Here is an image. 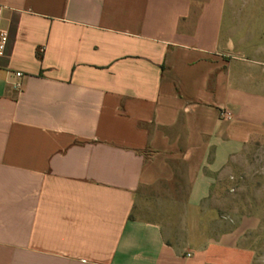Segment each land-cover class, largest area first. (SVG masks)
Listing matches in <instances>:
<instances>
[{
    "label": "crops",
    "instance_id": "obj_1",
    "mask_svg": "<svg viewBox=\"0 0 264 264\" xmlns=\"http://www.w3.org/2000/svg\"><path fill=\"white\" fill-rule=\"evenodd\" d=\"M0 5V264H264V176L248 214L203 219L264 149V28L226 27L234 0Z\"/></svg>",
    "mask_w": 264,
    "mask_h": 264
},
{
    "label": "rangeland",
    "instance_id": "obj_2",
    "mask_svg": "<svg viewBox=\"0 0 264 264\" xmlns=\"http://www.w3.org/2000/svg\"><path fill=\"white\" fill-rule=\"evenodd\" d=\"M235 8L231 9L226 18V27H233L235 35H248V30L255 28V31H261L264 28V8L251 9L248 5L252 0H234ZM259 5L264 0H256ZM264 176V149H257L256 152L248 154V149L234 160L226 171L220 174L212 188L210 198L206 201V207L215 210V214L205 216L206 227L214 225V219L217 217L243 216L248 214V201L254 193L262 191L263 184L261 179ZM178 191L185 192L186 186L176 187ZM175 187H170L166 192L172 193ZM141 216H147L143 209ZM202 218V216L197 217ZM173 231V240L184 242L192 236L204 237L209 232L206 227L193 231L183 230L181 226H176ZM191 229V226L189 227ZM212 229V227L210 228ZM209 234V233H208Z\"/></svg>",
    "mask_w": 264,
    "mask_h": 264
},
{
    "label": "built area",
    "instance_id": "obj_3",
    "mask_svg": "<svg viewBox=\"0 0 264 264\" xmlns=\"http://www.w3.org/2000/svg\"><path fill=\"white\" fill-rule=\"evenodd\" d=\"M4 15V7L0 5V58L5 56L6 49L9 43V33L2 28V19ZM18 77H22L21 73L17 74ZM16 88H20V85L17 84ZM233 117L232 113L228 110H224L221 113V118L224 120H231Z\"/></svg>",
    "mask_w": 264,
    "mask_h": 264
}]
</instances>
